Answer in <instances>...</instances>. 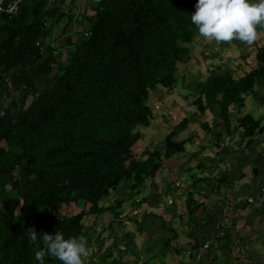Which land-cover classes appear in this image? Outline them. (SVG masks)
<instances>
[{
    "label": "trees",
    "instance_id": "1",
    "mask_svg": "<svg viewBox=\"0 0 264 264\" xmlns=\"http://www.w3.org/2000/svg\"><path fill=\"white\" fill-rule=\"evenodd\" d=\"M196 3L100 0L86 15L90 34L83 31L78 40L69 38L66 45H59L56 39L45 44L51 32L45 25L49 17L57 21L63 18L59 9L46 11L45 0H25L18 13H0V100L2 96L10 98L0 108V264H40L35 258L36 246L28 239L30 227L40 235L48 232L54 236L59 231L69 238L83 234L89 247L96 238L104 240L105 232L112 237L123 199H116L110 206L115 219L96 237L91 234V226L83 223L87 211L63 216L56 212L63 204L84 206L90 202V212L98 214L108 209L101 204L104 197L120 187L131 191L141 188L162 170L164 160L187 152L186 145L193 140H177L180 132L175 127L138 158L132 147L142 136L139 127L149 126L154 118L149 104L151 92L158 86L173 89L178 84V63L193 58L190 45L199 36L191 22ZM72 20L76 26L77 19ZM64 47H70L66 59L57 60L56 54ZM218 55L215 51L214 56ZM255 60L257 65L239 78L219 67L212 68L204 80L194 79L189 84L201 113L216 106L228 131L233 115H237L235 131L241 128L243 139L250 140L263 130L261 120L240 110H244L247 96L264 82V43L257 46ZM38 82L45 86L40 89ZM188 121L184 118L180 126ZM202 128L211 132L208 123ZM196 168H204L202 160ZM223 175L206 187L212 186L218 193L226 180ZM195 178L192 174L193 189L185 193L186 210L179 217H189L188 226L197 227L198 234L203 227L208 232L213 230L206 232L204 243L212 237L220 238L214 228L222 225L217 213L226 216L227 200L234 199L224 193L223 200L216 204L221 209L207 210L196 197H202L203 187L198 184L203 178ZM142 200L149 203V197ZM159 217V228L177 236L178 229L173 224L168 226L162 215ZM195 240L193 249L200 242L197 236ZM161 243L166 251L172 240ZM116 249L119 255L124 253L118 245L103 252L106 256L94 252L100 256L97 264L118 262L116 257L108 260ZM189 258L187 264H213L211 260H198L193 251ZM88 259L94 263L92 256ZM43 264L61 262L46 255Z\"/></svg>",
    "mask_w": 264,
    "mask_h": 264
},
{
    "label": "rangeland",
    "instance_id": "2",
    "mask_svg": "<svg viewBox=\"0 0 264 264\" xmlns=\"http://www.w3.org/2000/svg\"><path fill=\"white\" fill-rule=\"evenodd\" d=\"M98 1L100 0H86V6L92 9L93 4L97 3ZM72 6H75L77 9H79V5L76 2L71 3L69 8ZM65 11V14L61 15L63 20L60 19V21H63L64 24H67L68 29L66 32L60 34H64V36L57 40L59 45H66L69 38L75 39L76 37V40H78L83 34V31L88 28V22L84 20L79 14L77 15V13L75 15V19H77L76 26H72L73 23H71L69 26V17L73 18L74 13H71L67 10ZM90 13H92V11ZM50 23L52 28L59 27V24L57 25L58 22L56 20L51 19ZM45 25L48 26V22L45 23ZM74 27H76L75 30ZM51 36L52 35L50 34L48 35L45 44L50 43ZM262 43V36H260L259 40L252 46H246L241 44L239 41H233L232 44L221 43L217 45L214 41L209 42L201 36H198L194 44L190 45L193 58L188 63H178V84H176L173 89L158 86L157 89L151 92L149 104L153 109L154 118L152 119L149 126L139 127L142 136L132 147L134 151V157H140L147 148L153 149L154 146L160 143L165 138V136L171 130H173L174 127L175 129L179 130L178 132L181 134L189 135L188 137L193 138L198 136L201 138L199 141H197L196 138V143L194 145L189 143L190 146H187L189 150H197L199 146L201 148L200 143L204 140H207L209 138L207 136H211V138H209V142L214 143L213 140L216 139L214 132L216 129L220 128L219 126H216V124H221L222 122V118L220 120L217 119L218 116H221L219 110L216 106H213L207 109L204 113H201L198 110L197 105L194 103L197 95L190 92L191 86L189 84H191L192 80L194 79L200 78L204 80L206 76L210 75L212 68L214 69L220 67L221 71H224L227 68L229 71H231L235 78L246 75L257 65V61L255 60L257 46H261ZM63 49L64 50L62 53L56 54L57 60L66 59L67 53L70 51V47H64ZM215 51L219 52L218 56H214ZM57 69L58 64H55L54 71ZM38 84L40 89L45 86L44 82H38ZM258 88L261 89L264 87L260 86ZM256 91L258 92L257 89ZM247 98H249L250 102H252L253 107L244 111L254 114V108L257 107V100L252 93H250ZM9 100V97L2 96L0 100V108L3 109L4 105H6ZM31 100L32 98L30 97L28 103H30ZM249 110H251V112ZM184 118H187L189 121L187 122L186 126H180ZM262 119L264 120V118ZM203 123H208V125L210 124L209 126L211 128V132H208L202 128ZM180 138L178 134L177 140ZM183 138L186 139L187 136ZM2 145H5V143H2ZM211 149H213V147ZM197 156H199V154H197ZM214 156L208 155V158H211V160H209V162L211 161L209 164L211 166L213 165L212 160ZM188 157L190 158L191 155L186 152L175 155L169 160H164L165 165L162 170L158 172L156 177L148 179L146 184L137 190L131 191V189L125 190L123 187L118 188L112 193L111 196L103 198L101 204H103L104 207H107L108 209L102 210L98 214L90 212V202L86 203L84 206L77 203H71L70 205L63 204L62 207L57 210L56 214L57 216H63L77 214L81 210L87 211V214L83 219V223L85 225L91 226V234L96 237L98 232L103 230V227L107 223L115 219V215L109 210L111 209L110 206L115 203L116 199H123L122 206L118 209V211L121 212L119 219L114 221V228L112 229L111 233L112 237L108 235L109 232H105V234H103L105 237L104 240H99V238H96L91 242L89 248L90 252L92 253L93 251V253H90L89 257L92 256L94 261L93 264H97V262L100 260V256L93 255L94 252H101L102 255H104L103 252L106 254L112 245L121 246V249L124 250V253L119 255L117 251L118 249H116L114 256L108 259L111 261L114 257H116L118 262L115 264H163L166 260L165 255L169 257L168 254L173 253V249L177 252V254L184 253V251H182L183 248H181L179 245H175L173 247L172 243H170L171 245H169V248L166 249V251L163 249H158L160 246L158 243L160 242L151 241V237L153 236H148V234L156 235L157 240L161 236L164 238L172 236L170 240H176L177 238H173V232L171 230H165L164 227L157 229L154 228L153 231L147 232L146 229L149 225L147 221L151 222L152 226H154L152 218L156 219L157 221L160 220L159 215H162L164 220L168 222V226L174 223L172 226L178 229V231H176L178 237L185 236L186 234L190 233L191 229L186 228L190 223L189 217L184 215L181 219L179 217L181 213H177L173 205L180 206L182 203H186L185 193L193 189L191 175L197 171H201L200 174L205 173V169L195 168L194 171L193 167L197 164V160L194 159L191 163L188 161L185 162L187 160L186 158ZM189 168L191 170L193 169V171L188 170ZM196 175L197 174H194V178ZM195 179H200V176ZM209 180V177H203L202 182H199L198 186L203 187L204 189ZM202 195L204 194L202 193ZM144 197H149L148 204L142 200ZM196 197L199 200L204 198L199 197L197 194ZM210 202L212 203V201L207 200V205L210 204ZM155 204H157V206ZM216 204L217 201L213 202V207L208 205L211 212H216L217 208L221 207V205ZM201 211L198 212V215L202 214ZM217 216L221 217L219 219L222 220L224 218L223 215L218 213ZM205 217L206 216H204V218ZM140 223L141 227L139 228ZM193 226L194 225H191V228L194 230L195 228ZM219 226L221 227L222 225H216L214 227L217 229V233H220L221 230L219 229ZM143 227L146 228L143 230ZM201 231L202 232L200 236L204 238L207 233L212 232L213 230L208 232L203 227ZM124 239H126V241H123ZM211 239L214 245V240L216 238L212 237ZM127 246H129L128 250L126 249ZM215 246L216 243L213 248L217 249ZM206 256L207 254L201 255V259L209 258V260H211L214 258L215 253L209 257ZM182 259H187L188 262L191 261L189 256H185V258ZM257 262V258H253L252 264H257ZM85 264H90V260L88 258L86 259Z\"/></svg>",
    "mask_w": 264,
    "mask_h": 264
},
{
    "label": "crops",
    "instance_id": "3",
    "mask_svg": "<svg viewBox=\"0 0 264 264\" xmlns=\"http://www.w3.org/2000/svg\"><path fill=\"white\" fill-rule=\"evenodd\" d=\"M74 2L79 5V9H77L75 6L69 8L70 4ZM86 5V0H56L55 2L45 0L44 8L46 11L59 9V15H62V11L67 10L71 13H74V18L77 13V15L79 14L84 20H86V15H90L91 11L93 12L96 3L93 4L92 9ZM51 19L56 20V17H49L48 21V28L51 30L50 35H52L50 43H52L54 39L58 40L63 37L64 34H60L66 32L68 29L67 24H64L63 21L60 20H56L58 22L57 25L59 24V27L52 28L50 23ZM71 20L72 18L69 17V26L71 25V23H73L71 22ZM73 25L75 26L74 23L72 24V26ZM260 31L262 33L261 36L264 38V29H261ZM263 83L261 82L260 84H258V87H264ZM252 94L257 100V107L254 108V114H251L256 119L261 120V127H263V130L257 133L252 138L253 140H250L249 137L243 139L241 135V128L235 131L236 128L234 127L235 124H237L236 115H233V125L231 126V131H228V129L224 126L223 118L221 116H218L217 119L220 120L222 118V122L221 124H216V126H219L220 128L216 129L214 132L216 137V139L213 140L214 143L209 142V138H211V136H207L209 138H206L207 140H204L200 143L201 146H203L202 148H200V146L197 150H189V148H187V153L189 155L192 156L193 153H195L196 155L191 159L189 157L186 158L187 160L185 162L188 161L191 163L195 159L197 160L198 164L199 161L202 160V164L204 166L203 169H205V173L200 174L201 171L195 172L194 174H197L196 176H200V178L209 177V182L214 183L221 175L224 174L223 176L226 177V180L224 184H222L218 193H214V190H212V186L205 187L201 191V195L203 193L204 195H202V197L204 198L200 200V202L204 203L206 208H208L207 210H210L209 206L213 207V202H216L220 199L223 200L221 197L222 195H224V193L227 194V196H231V198H234L241 194L253 195L261 188H264V120L262 119L264 118V88H261L258 92L255 90V92H253ZM252 107V102H250L249 98H246L244 110L250 109ZM244 110H240V113H248ZM249 111L251 112V110ZM185 136H187L188 138L189 135L179 133V138L181 137L180 139H183V137ZM196 138L197 141L201 139L198 136L193 137V141L189 143H192V145H194L196 143ZM189 143H187L186 147L190 146ZM212 147L214 150L211 149ZM197 154H199V156H197ZM208 155H215L212 160V166L209 165L211 162H209V160H211V158H208ZM196 165L193 167L194 171ZM193 169L191 170L189 168L190 171H193ZM207 200L212 201V203L210 202V204H208L209 206L206 203ZM236 208L230 211L229 215L226 214V216H224L222 220L223 229L220 230V234L217 232V234L215 233L216 235L219 234L220 236V238H216L214 240L216 243L215 248L217 249L213 248L215 243L214 245L212 244V248L205 251L207 253L206 257H209L210 255L215 253L214 258L211 259V261H213V264H252L253 258H257V264H264V202L259 205L239 204ZM185 210L186 203H182V205L178 206L176 211L177 213L180 212L181 214H183V212L185 213ZM152 222L154 223V226L149 223L146 229L147 232L153 231L154 228L157 229L160 227L159 220L156 221V219L152 218ZM186 228L192 230L191 225L187 226ZM191 230L190 233L186 234L185 236L173 237L177 239L172 240V246L174 247L175 245H179L181 248H183L182 251H184V253L177 254V252L173 249L174 252L169 253V257L165 255L166 260L163 264H187L188 260L182 258H185V256H189L191 251H193V253H198V250L203 245L202 240L205 238L200 236L201 232H199L200 234H198L197 227H195L194 230ZM226 233L228 236L224 237ZM149 235L153 236L151 237V241L160 242L158 243V245L160 244V246L158 247V249L160 250L163 249V243L161 242H166V240L171 239L172 237L168 236L169 238H164L161 236L157 240L156 235L148 234V236ZM196 236L198 240H200V242L198 248L193 249L192 246L196 244ZM201 260L210 261L209 258Z\"/></svg>",
    "mask_w": 264,
    "mask_h": 264
},
{
    "label": "clouds",
    "instance_id": "4",
    "mask_svg": "<svg viewBox=\"0 0 264 264\" xmlns=\"http://www.w3.org/2000/svg\"><path fill=\"white\" fill-rule=\"evenodd\" d=\"M195 9L191 22L198 29L199 36L217 45L239 41L252 46L259 40L260 30L264 29V0H197ZM257 90H260L258 86ZM246 204L249 203L242 205ZM27 232L30 244L36 246L35 258L40 264L46 255L56 258L61 264H85L90 255L88 239L83 234L69 238L59 231L54 236L48 232L40 235L31 227Z\"/></svg>",
    "mask_w": 264,
    "mask_h": 264
},
{
    "label": "built area",
    "instance_id": "5",
    "mask_svg": "<svg viewBox=\"0 0 264 264\" xmlns=\"http://www.w3.org/2000/svg\"><path fill=\"white\" fill-rule=\"evenodd\" d=\"M52 2H55L56 0H50ZM24 0H3L0 3V13H6V14H16L20 10V6ZM85 35H89L90 32H87V29L84 30ZM264 202V188H261L260 191H258L255 195H238L235 200H227V203L225 205L226 212L224 215L228 214L229 212L234 210L237 204L242 205L243 203H258L261 204ZM213 241L212 239H208L205 241L202 245V247L198 250V253L196 252L197 259L200 258L201 255L205 253L207 249H209L212 245Z\"/></svg>",
    "mask_w": 264,
    "mask_h": 264
},
{
    "label": "water",
    "instance_id": "6",
    "mask_svg": "<svg viewBox=\"0 0 264 264\" xmlns=\"http://www.w3.org/2000/svg\"><path fill=\"white\" fill-rule=\"evenodd\" d=\"M3 0H0V3L2 2ZM61 14H65V11H62Z\"/></svg>",
    "mask_w": 264,
    "mask_h": 264
}]
</instances>
